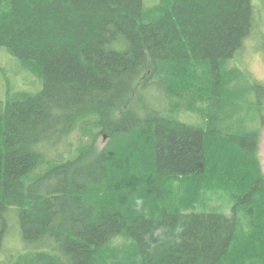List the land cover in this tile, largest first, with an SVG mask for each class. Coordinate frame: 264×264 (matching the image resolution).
I'll return each instance as SVG.
<instances>
[{
    "label": "trees",
    "instance_id": "obj_1",
    "mask_svg": "<svg viewBox=\"0 0 264 264\" xmlns=\"http://www.w3.org/2000/svg\"><path fill=\"white\" fill-rule=\"evenodd\" d=\"M252 3L0 0V264H264Z\"/></svg>",
    "mask_w": 264,
    "mask_h": 264
},
{
    "label": "rangeland",
    "instance_id": "obj_2",
    "mask_svg": "<svg viewBox=\"0 0 264 264\" xmlns=\"http://www.w3.org/2000/svg\"><path fill=\"white\" fill-rule=\"evenodd\" d=\"M252 4L256 8V17L258 24L255 30L249 38L245 41V48L241 56H235L230 59V66H236L245 69L250 73L255 80L260 82L264 86V0H252ZM239 54V53H238ZM240 58V59H239ZM20 87L28 89L30 92H36L41 89L42 83L37 75V71L26 63H23L18 58L10 54L5 48L0 49V99L5 98L7 89H13ZM263 98L260 101H264V89L261 91ZM259 98V97H258ZM252 101H258L256 95H251ZM252 118L257 115L255 108L248 112ZM259 113L262 118L257 156L261 164V169L264 173V102L259 109ZM248 118H250L248 116ZM77 139V134L74 135ZM73 137V140L75 141ZM107 138L104 134L98 137V145H102L106 142ZM65 147L62 145L50 148L47 151V155L52 156H70L69 152L65 153ZM73 155V154H72ZM17 241V240H16ZM18 242V241H17ZM19 243L22 245L20 239ZM4 256L14 254L19 250L11 245L9 241L4 243ZM19 249H21L19 247Z\"/></svg>",
    "mask_w": 264,
    "mask_h": 264
},
{
    "label": "bare ground",
    "instance_id": "obj_3",
    "mask_svg": "<svg viewBox=\"0 0 264 264\" xmlns=\"http://www.w3.org/2000/svg\"><path fill=\"white\" fill-rule=\"evenodd\" d=\"M260 119V118H259Z\"/></svg>",
    "mask_w": 264,
    "mask_h": 264
}]
</instances>
